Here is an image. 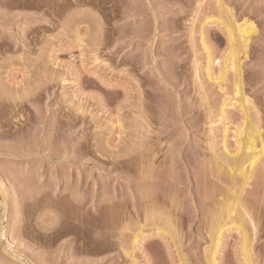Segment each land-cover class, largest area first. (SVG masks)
<instances>
[{
  "label": "rangeland",
  "instance_id": "374dc122",
  "mask_svg": "<svg viewBox=\"0 0 264 264\" xmlns=\"http://www.w3.org/2000/svg\"><path fill=\"white\" fill-rule=\"evenodd\" d=\"M253 127L264 0H0V264H211L240 196L216 264H264V170L221 158Z\"/></svg>",
  "mask_w": 264,
  "mask_h": 264
},
{
  "label": "bare ground",
  "instance_id": "6f19581e",
  "mask_svg": "<svg viewBox=\"0 0 264 264\" xmlns=\"http://www.w3.org/2000/svg\"><path fill=\"white\" fill-rule=\"evenodd\" d=\"M218 2H219V0H218ZM220 3H221V1H220ZM220 7H221V9H224V6H223V4L221 3L220 4ZM226 10V9H225ZM228 14V13H227ZM251 25L249 24V27H250ZM248 27V25H247V23L245 22V23H241V24H238L237 26H235V28L237 29V32H238V34L240 35V37H241V39L242 38H247L248 36H249V34H251V32L249 31V30H251V28L252 27H250L249 28ZM249 28V29H248ZM227 30H229V32H228V35H229V39L231 40V41H233V32L231 31V29H228L227 28ZM247 36V37H246ZM245 41V40H244ZM249 41V40H248ZM247 42V41H246ZM249 44V43H248ZM210 64H211V61H209V70H210ZM232 68H234V70L236 71V72H234V73H236L237 75V79H238V77L239 78H241V74H242V67L240 68V65L237 63V62H235L233 65H232ZM225 74H226V72H225ZM224 74V75H225ZM210 75V74H209ZM224 77V76H223ZM226 77V76H225ZM225 77H224V79H225ZM212 79V78H211ZM215 80V79H214ZM217 80V79H216ZM239 80V79H238ZM242 80V79H241ZM221 81V80H220ZM239 83H240V80L238 81ZM239 83H237V84H239ZM241 84V83H240ZM240 84H239V86H240ZM238 86V87H239ZM242 86V85H241ZM241 88V87H240ZM239 88V89H240ZM239 91V93H240V90H238ZM240 95L241 96H239V97H241V106L243 107V109H246L245 111H247V108H245L246 107V105H248V103H249V101H248V99H247V97H246V95L245 94H243L242 92L240 93ZM245 95V96H244ZM232 101V100H231ZM225 102H226V100H225ZM224 102V104H223V107H222V109H221V117L225 120V113H226V109L229 107V105L230 104H228V103H225ZM233 102V101H232ZM250 104V103H249ZM233 106V105H232ZM247 113V112H246ZM224 116V117H223ZM253 125V124H252ZM258 126H260V125H258ZM243 130H244V128H242ZM247 129H248V126H247ZM251 130H254V131H252L251 132V134L250 133H248V135L246 136L245 135V139H241L242 140V142L240 143V144H243L244 146H243V148H245V149H247V150H245V149H243L242 151H246L245 153H243V152H241V153H243L244 155H246V156H244L243 154H241L240 153V151L239 150H237L238 152H239V154H232V153H230L229 152V150H228V146H227V139L225 140L224 138V141L222 140V143H223V152L225 151V154H223V157H221V158H224L223 160L224 161H229V162H231V163H234L235 164V166L237 167V169H235V170H233V169H229L230 171H231V175H232V177H234L235 175H236V173H238L239 175H241L242 177H243V180H244V183H243V187L244 186H246L247 185V182L251 179V178H253L252 176H254L255 174H257L258 173V171L260 170V168H262L263 170H264V139H262L263 137H262V134H261V131H259V129H257V127L256 128H254L253 127V129H251ZM241 133H243V132H241ZM226 135V134H225ZM241 136V135H240ZM225 138H226V136H224ZM244 138V137H243ZM210 143V142H209ZM212 143L213 142H211V144L210 145H212ZM221 143V144H222ZM260 143V145H258ZM214 146V145H213ZM212 146V148L214 149L215 147H213ZM240 146V148L239 149H242V145H239ZM216 150V149H215ZM211 152H213V151H211ZM237 152V153H238ZM214 153H216V151H214L213 153H212V155L214 154ZM241 154V155H240ZM215 155V154H214ZM214 155H213V157H214ZM240 155V156H239ZM217 156V155H216ZM215 156V157H216ZM243 156V157H242ZM243 158L244 159H246V161L244 160L243 161ZM215 159V158H214ZM220 159V157L218 156V157H216V159L215 160H219ZM249 163V164H248ZM247 164H248V166L249 167H247ZM258 170V171H257ZM255 171H256V173H255ZM260 172L261 171H259V173H258V175L260 174ZM264 172V171H263ZM237 174V175H238ZM257 176V175H256ZM236 177V176H235ZM235 177H234V179H235ZM260 177V176H259ZM153 186V185H152ZM248 186V185H247ZM242 187V186H241ZM146 188V187H145ZM148 188V187H147ZM147 188H146V190H147ZM240 189V188H239ZM238 189V190H239ZM148 191V190H147ZM154 191V190H153ZM156 191V190H155ZM243 192V189H241L240 191H237V193L239 194L240 192ZM146 192V191H145ZM150 193V192H149ZM155 193V192H154ZM154 193L152 194V192H151V194L152 195H154ZM151 194H149V198H150V195ZM156 194V193H155ZM236 194V193H235ZM242 194V193H241ZM146 195V194H145ZM146 196H148V195H146ZM145 196V197H146ZM143 197V196H142ZM156 197V196H155ZM241 197V196H240ZM240 197L238 198V200H237V202L236 201H234V203H232L233 201H231V203L229 202V203H225V205L223 206V210H224V212L226 213L227 212V215L225 214V216L227 217L226 219H225V221H224V223H222V222H219V223H217L216 224V229H215V227H214V229H215V235H214V237H213V246H212V248L214 247V249H212V250H214L213 252H211V253H213V256H212V254H211V264H216V259H215V255H216V252H217V249L219 248V245L221 244V239H222V235H223V233H225V231H227L226 229L228 228V227H230V226H234V224H235V221H237L238 219H240V223H241V221L243 222V220H242V218H243V216L244 215H242V213L240 214L239 213V211H238V208H239V210H240V208H242L243 206H244V204H243V202H241L240 200ZM148 198V197H147ZM146 198V199H147ZM236 198V197H235ZM153 198H151V200H152ZM155 199V198H154ZM143 200V199H142ZM227 200V202L229 201L228 199H226ZM225 200V201H226ZM236 200V199H235ZM248 200V199H247ZM147 201V200H146ZM149 201H150V199H149ZM206 201V200H205ZM151 202H153V201H151ZM239 202V203H238ZM240 202L243 204H241L240 205ZM245 202V201H244ZM150 202H148V204H149ZM207 203V202H206ZM145 204V203H144ZM175 204V203H174ZM223 204V203H222ZM152 205L154 206V204L152 203ZM152 205H151V207L150 208H152ZM239 205L241 206V207H239ZM144 206V205H143ZM147 206V205H146ZM176 206V205H175ZM248 207V206H247ZM180 208V207H179ZM154 209V208H153ZM151 210V209H150ZM181 210V209H180ZM222 210V211H223ZM243 210H244V208H243ZM238 211V212H237ZM152 212H154L153 210H152ZM208 212V211H207ZM213 212V211H212ZM247 212H248V209H247ZM223 213V212H222ZM236 213V217L238 218L240 215L242 216H240L237 220H235V219H233V218H235V217H233L232 218V215L233 214H235ZM244 213H246V212H244ZM216 214V213H215ZM239 214V215H238ZM153 215V214H152ZM213 215V214H212ZM219 215V214H218ZM238 215V216H237ZM249 215V213L247 214V216ZM224 216V215H223ZM222 216V217H223ZM215 218V217H214ZM219 220V219H218ZM235 220V221H234ZM217 221V220H216ZM229 221V222H228ZM234 221V222H233ZM239 221V220H238ZM237 221V222H238ZM244 221H245V219H244ZM231 222V223H230ZM239 223V222H238ZM237 223V224H238ZM229 224H230V226H229ZM242 224V223H241ZM240 224H238V227L241 229V231L243 230V231H245L244 230V228H242V227H244V226H239ZM226 226H228L227 228H226ZM232 226V227H233ZM235 226H236V224H235ZM237 226L235 227V228H237V229H239ZM255 229V228H254ZM229 230V229H228ZM247 240V239H246ZM245 240V241H246ZM140 242V239H139V237L138 236H135V240H134V246L136 245V244H138ZM133 249V248H132ZM247 250H248V248H247ZM251 251V250H250ZM252 254V252H249V254ZM250 254V255H251ZM249 258V257H248ZM247 258V259H248ZM248 262V261H247ZM248 264V263H247Z\"/></svg>",
  "mask_w": 264,
  "mask_h": 264
}]
</instances>
